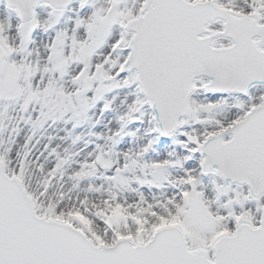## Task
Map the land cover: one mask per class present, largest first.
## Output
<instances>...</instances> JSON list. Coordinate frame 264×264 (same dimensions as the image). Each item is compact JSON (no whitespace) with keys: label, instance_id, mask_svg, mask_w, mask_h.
<instances>
[{"label":"snow or ice","instance_id":"6c2138e0","mask_svg":"<svg viewBox=\"0 0 264 264\" xmlns=\"http://www.w3.org/2000/svg\"><path fill=\"white\" fill-rule=\"evenodd\" d=\"M0 264H264V0H0Z\"/></svg>","mask_w":264,"mask_h":264},{"label":"bare ground","instance_id":"6f19581e","mask_svg":"<svg viewBox=\"0 0 264 264\" xmlns=\"http://www.w3.org/2000/svg\"><path fill=\"white\" fill-rule=\"evenodd\" d=\"M99 127V126H98ZM92 131H95V129H92ZM86 139H87V137H86ZM81 147H83V145H81Z\"/></svg>","mask_w":264,"mask_h":264}]
</instances>
